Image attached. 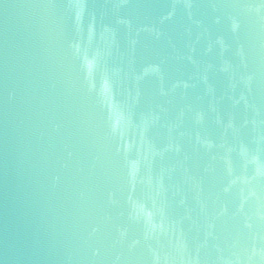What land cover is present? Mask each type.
<instances>
[{
  "label": "water",
  "instance_id": "water-1",
  "mask_svg": "<svg viewBox=\"0 0 264 264\" xmlns=\"http://www.w3.org/2000/svg\"><path fill=\"white\" fill-rule=\"evenodd\" d=\"M0 264H264V0H0Z\"/></svg>",
  "mask_w": 264,
  "mask_h": 264
}]
</instances>
